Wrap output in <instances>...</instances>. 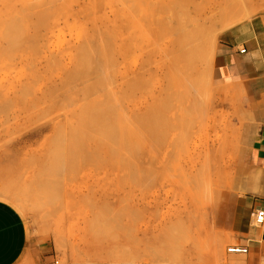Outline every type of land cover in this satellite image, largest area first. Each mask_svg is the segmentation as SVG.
Masks as SVG:
<instances>
[{
	"label": "rangeland",
	"instance_id": "374dc122",
	"mask_svg": "<svg viewBox=\"0 0 264 264\" xmlns=\"http://www.w3.org/2000/svg\"><path fill=\"white\" fill-rule=\"evenodd\" d=\"M244 1L255 13L242 23L264 19V0ZM222 2L0 0V199L50 264H245L231 259L234 233L215 213L224 193L227 211L239 200L257 205L250 216L263 209L254 121L214 66L220 39L242 23L192 26ZM27 105L34 123L17 124ZM48 122L57 131L36 143ZM217 163L232 169V190L217 183Z\"/></svg>",
	"mask_w": 264,
	"mask_h": 264
},
{
	"label": "crops",
	"instance_id": "0c3cea01",
	"mask_svg": "<svg viewBox=\"0 0 264 264\" xmlns=\"http://www.w3.org/2000/svg\"><path fill=\"white\" fill-rule=\"evenodd\" d=\"M214 66L219 81L244 98L243 103L254 121L251 127L250 159L261 178L255 194L263 200V205L259 207L264 209V19L256 18L239 24L225 33L218 44ZM216 165L217 183L232 190V182L223 183L224 177L232 178V169L226 170L220 163ZM230 196L231 193H224V201L218 204L215 213H222L225 222L217 216V224L231 227L234 245L230 248L247 250L246 254L230 253L231 259L245 264H264V227H253L250 216L251 210L257 205L250 208L239 200L232 211V208L227 211L225 208L230 200L226 199H230ZM49 250L32 236L19 210L0 199V264H22L25 260H31L32 264H50Z\"/></svg>",
	"mask_w": 264,
	"mask_h": 264
},
{
	"label": "bare ground",
	"instance_id": "6f19581e",
	"mask_svg": "<svg viewBox=\"0 0 264 264\" xmlns=\"http://www.w3.org/2000/svg\"><path fill=\"white\" fill-rule=\"evenodd\" d=\"M258 1V0H257ZM250 2H252V1H250ZM249 2V3H250ZM253 3V2H252ZM246 4V2L244 1V0H224V2H222L221 4H219L218 6H217V8L216 9H210L208 12H206L203 16H201V18L199 19V20H195V23H192V26H197V25H200V26H204V25H207V24H209V23H212L215 19H217L218 21L220 20V21H222V23L223 24H228V25H232V24H236V23H242V22H244L246 19H249V17H250V15L252 14V12H254L255 13V10L253 9V8H249V13L248 14H244L243 12H242V9H239V8H242V6L243 5H245ZM253 5H255V3H253ZM225 8H228V12L227 13H222V11H224L225 10ZM239 9V11L238 12H235V10H238ZM251 9H253V10H251ZM256 9V8H255ZM250 10H251V12H250ZM221 23V24H222ZM99 30V29H98ZM124 31H125V29H124ZM51 38V37H50ZM124 45V42L122 41L121 42V44H120V46L121 45ZM121 48V47H120ZM53 52V51H52ZM56 54V53H55ZM55 54H53V55H55ZM187 54H189V55H191V52H190V50H188V52H187ZM52 55V54H51ZM44 56V55H43ZM123 56H122V53H121V58H122ZM120 58V57H119ZM45 59H46V57H45ZM141 70H143V67H141V66H139V67H137L135 70H133L132 71V73H130V76H129V74H128V77L129 78H124V84H126L127 85V89H130L131 88V86H132V83H134L135 81L137 82V80H139L140 79V74H141ZM60 74V73H59ZM61 75V74H60ZM52 80V79H51ZM54 80V79H53ZM56 81V80H55ZM46 83V82H45ZM66 83V82H65ZM46 85V84H45ZM47 85H48V83H47ZM43 86V85H42ZM41 86V87H42ZM124 86V85H123ZM40 87V88H41ZM45 87V86H44ZM50 87V89L52 90V91H56V92H58V94H59V91L61 92V91H65V87H67L66 85H63V84H61V83H52L51 84V86H49ZM39 88V89H40ZM89 88V87H88ZM126 88V87H125ZM38 89V90H39ZM45 89V88H44ZM126 89V90H127ZM90 90V89H89ZM124 90V89H123ZM40 91V90H39ZM45 91V90H44ZM52 91H51V93H52ZM82 92H84V91H88V89L87 90H85V89H82L81 90ZM50 91L48 90V95L49 96H51L50 94ZM89 93V92H88ZM91 93V92H90ZM89 93V94H90ZM40 94H41V97H39V98H37L36 99V101H37V103H36V105L38 106V107H40V104L41 105H43V104H46L47 103V101H45V102H43L44 100H46L47 99V93L46 92H40ZM59 95H63V94H59ZM79 95L80 94H77V96L79 97ZM46 96V97H45ZM49 96H48V98H49ZM54 97V96H53ZM61 97V96H60ZM78 97H73V99L70 97V99L66 96V94H65V96H64V99H65V101H67L68 103L69 102H72V101H76V103L78 102V103H80V101L81 100H84V98L83 99H79ZM86 97V96H85ZM52 98V97H51ZM51 100V99H50ZM50 100L48 101V103L50 102ZM85 101V100H84ZM51 103V102H50ZM84 103V102H83ZM91 104V103H90ZM92 105V104H91ZM89 108V107H88ZM77 110V109H76ZM75 110V111H76ZM80 110V109H79ZM90 110H91V108H90ZM74 112V111H73ZM33 110H32V107L31 106H25V107H23L22 109H21V111L19 112V116L17 117L18 119H17V124H20V122H23V125H27V123L29 122V121H32V120H30L32 117H33ZM76 113V112H75ZM68 115V114H67ZM36 117V116H35ZM66 117V116H65ZM56 118V117H55ZM62 118V117H61ZM36 119V118H35ZM34 119V120H35ZM53 120V119H52ZM61 120V119H60ZM37 121V120H36ZM59 121V120H58ZM62 121V120H61ZM61 121H59V122H61ZM30 123V122H29ZM32 123V122H31ZM30 123V124H31ZM33 123H34V121H33ZM32 123V124H33ZM58 124V123H57ZM57 124H54L53 122H48L46 125H41V126H39V130H35V128H32V129H30L27 133H30V132H33L34 130H35V132H34V136H38V140L36 141V143H38L39 142V140L40 139H44L45 141H47L49 138H43V132H45V131H48L49 133H51V134H54L56 131H57V129H58V126H57ZM18 126V125H17ZM24 126V127H25ZM30 128H31V126H30ZM37 128V127H36ZM26 129H28V128H26ZM27 133H26V135H27ZM24 137V136H23ZM23 137H20V139H19V141H17V142H15V144H17V145H20L21 144V140L23 139ZM33 145V144H32ZM32 145H30V147L32 146ZM29 147V148H30ZM14 149H13V154H19V153H21L22 152V150L24 149V148H20L19 146H17V147H13Z\"/></svg>",
	"mask_w": 264,
	"mask_h": 264
},
{
	"label": "built area",
	"instance_id": "2783aa9c",
	"mask_svg": "<svg viewBox=\"0 0 264 264\" xmlns=\"http://www.w3.org/2000/svg\"><path fill=\"white\" fill-rule=\"evenodd\" d=\"M244 53V50H241ZM253 223L256 227H264V209H257L252 214ZM228 253L231 254H246L247 250L239 247L229 248Z\"/></svg>",
	"mask_w": 264,
	"mask_h": 264
}]
</instances>
